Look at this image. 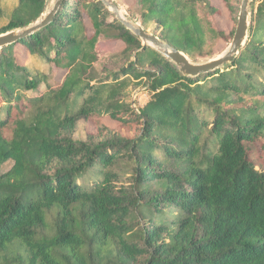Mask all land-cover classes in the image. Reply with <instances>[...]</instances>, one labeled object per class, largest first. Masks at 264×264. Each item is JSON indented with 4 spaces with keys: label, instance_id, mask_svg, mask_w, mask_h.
I'll use <instances>...</instances> for the list:
<instances>
[{
    "label": "trees",
    "instance_id": "trees-1",
    "mask_svg": "<svg viewBox=\"0 0 264 264\" xmlns=\"http://www.w3.org/2000/svg\"><path fill=\"white\" fill-rule=\"evenodd\" d=\"M223 1L238 19L240 0ZM46 3L15 0L0 33L35 22ZM127 9L195 61L215 57L235 32L216 25L211 0H132ZM107 41L124 47L111 52ZM32 57L50 72L31 71ZM107 62L114 69L98 78ZM133 81L151 91L138 110L125 98ZM104 114L142 133L69 136ZM262 158L264 0L239 54L196 76L101 0H64L51 23L0 49V163L12 162L0 174V264H264ZM121 173L129 185L118 186Z\"/></svg>",
    "mask_w": 264,
    "mask_h": 264
},
{
    "label": "rangeland",
    "instance_id": "rangeland-1",
    "mask_svg": "<svg viewBox=\"0 0 264 264\" xmlns=\"http://www.w3.org/2000/svg\"><path fill=\"white\" fill-rule=\"evenodd\" d=\"M58 0H47L46 3V8L43 13L45 15L57 2ZM115 3L121 6V8L127 12V14L135 21V17L133 18L131 14L128 12L129 6L132 4V0H113ZM260 0H252L251 5H250V22L252 18L253 11L255 10L256 6L259 4ZM212 5L218 8L219 12L213 17L214 22L216 23L217 26L220 28L224 29L225 32L229 33L232 30L236 29L237 26V19L234 20L232 17L229 8L225 4L223 0H211ZM240 4L241 0L239 2H236V6L238 10L240 9ZM0 6L3 8V16L0 18V29L2 26H4L8 22V17L11 12V10L15 6V0H0ZM110 11V10H109ZM111 12V11H110ZM239 12V11H238ZM113 16L116 18L115 14L111 12ZM238 17V16H237ZM86 24H87V29L88 32L91 34L93 32V28L91 26V23L87 17H85ZM139 22V21H138ZM140 23V22H139ZM144 28L156 35H158V30L155 28L154 24H151L149 26H144ZM159 36V35H158ZM143 43V42H142ZM231 42L228 41H221L217 47L216 51L218 54L216 56L221 55L230 45ZM144 44V43H143ZM105 48H111V52L119 51L121 50L124 45L121 42H114V41H107L102 44ZM112 46V47H111ZM18 53L22 55L25 59L26 57V51L23 47H18ZM215 56V57H216ZM22 57V58H23ZM214 58V57H213ZM191 59V58H190ZM192 61H195L191 59ZM107 61V60H105ZM202 61V60H201ZM30 62V70L33 71L34 73L37 72H45L48 73L50 72L49 65L46 64L42 59L39 57H32L29 59ZM123 63V61H121ZM114 62H107L104 64H100L99 67L96 66L95 70L93 71L94 73L97 74V77L99 78L103 74L106 73L108 70H113L114 69ZM65 72L64 71H58L57 77L62 79L64 76ZM45 90V85H41L39 91L42 92ZM29 94L36 93L35 91H29ZM151 95V91L148 89V86L145 83H141L140 85L138 82L133 81L130 86L127 88L126 91V101L131 104L132 107H134L136 110L139 108L143 107L147 101L149 100ZM104 126V128H103ZM100 129L104 130V135L105 137H111L113 135H123L125 137H131L134 138L138 135H140L141 128L137 125H132L131 127L126 126L122 122L118 120L112 119L108 114L104 115H97L93 116L91 119H81L75 128V130L69 134V136L73 137L76 140H87L89 134H94L95 136L98 137ZM103 137V138H105ZM98 140V139H97ZM260 152V146H257L254 148V152ZM261 162H264V158L261 159ZM12 166V162H7V163H0V174L6 172L10 167ZM120 181L117 183L118 186L125 184L129 185L131 182V179L121 173L120 175ZM84 179H81L80 182H83Z\"/></svg>",
    "mask_w": 264,
    "mask_h": 264
},
{
    "label": "water",
    "instance_id": "water-1",
    "mask_svg": "<svg viewBox=\"0 0 264 264\" xmlns=\"http://www.w3.org/2000/svg\"><path fill=\"white\" fill-rule=\"evenodd\" d=\"M101 1L106 8L115 14L116 18L128 30L144 43V45L153 47L167 59L172 61L186 76H196L201 72L212 71L230 63L235 56L239 54L240 49L245 45L249 36L250 5L252 0H241L237 26L228 48L221 55L209 60L192 61L186 53L163 40L158 35L147 31L141 23L133 20L127 12L113 0ZM63 2L64 0H58L45 15L42 14L35 22L25 27L0 33V49L4 46L16 43L47 26L53 21L55 14L60 11Z\"/></svg>",
    "mask_w": 264,
    "mask_h": 264
}]
</instances>
